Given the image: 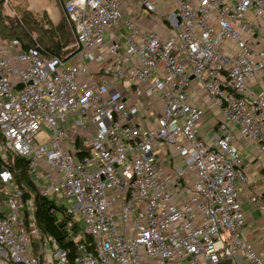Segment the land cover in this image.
Masks as SVG:
<instances>
[{
  "label": "built area",
  "instance_id": "obj_1",
  "mask_svg": "<svg viewBox=\"0 0 264 264\" xmlns=\"http://www.w3.org/2000/svg\"><path fill=\"white\" fill-rule=\"evenodd\" d=\"M160 1L65 0L63 57L0 36L1 155L24 157L93 243L72 260L53 239L34 251L21 190L1 173L0 264H264L243 234L239 151L252 143L264 171V0H170L166 35L129 11L161 16ZM251 201L264 215V194Z\"/></svg>",
  "mask_w": 264,
  "mask_h": 264
},
{
  "label": "trees",
  "instance_id": "obj_2",
  "mask_svg": "<svg viewBox=\"0 0 264 264\" xmlns=\"http://www.w3.org/2000/svg\"><path fill=\"white\" fill-rule=\"evenodd\" d=\"M2 1L0 0V36L7 39H18L24 49L39 46L49 55L66 56L72 51L63 50L70 41L68 32L72 26L68 21L64 10V19L53 25L49 22L46 27L29 11H23L21 17L13 19L2 15ZM48 26V27H47ZM35 34V35H34ZM0 141L2 137L0 135ZM8 171L15 187L21 190L22 212L27 227L34 225L38 231V238H33L31 243L34 251L43 244L46 239H53L56 245L68 253L69 260L77 254L76 246L81 241L92 247V238L82 233L79 221L72 220L62 205H57L52 199L42 195L37 185L32 181L28 171V163L24 157L13 153H6L2 157L0 152V174ZM4 184L0 179V188ZM0 198L5 194L0 190ZM31 200L32 212H29L27 204ZM1 201V199H0ZM71 221V225L69 222Z\"/></svg>",
  "mask_w": 264,
  "mask_h": 264
},
{
  "label": "crops",
  "instance_id": "obj_3",
  "mask_svg": "<svg viewBox=\"0 0 264 264\" xmlns=\"http://www.w3.org/2000/svg\"><path fill=\"white\" fill-rule=\"evenodd\" d=\"M53 4H56L55 6H57L58 1ZM127 8L130 9L129 6H127ZM176 10V5L171 4L170 0H161L158 3V13L162 14L161 16L156 14L147 15L138 8L129 11L132 12V16L140 28L147 27L161 33L162 35H166L167 27L165 25L163 15ZM124 31V29L121 30V32ZM215 114V110L207 109L205 117L198 126V133L207 139L211 138L213 135L212 125L214 124ZM239 151L243 158V162L246 165L247 174L250 178V181L245 184L240 192L241 205L246 215V223L243 228V234L249 239L251 233H253L254 236L251 238L252 240H249L253 242L257 251L261 252L264 251V238L261 243L256 242L255 239L258 237L260 238V236L264 234V229L260 228V224L264 225V215L254 208L251 199L260 193L264 194V171L260 166V158L252 143L240 140ZM3 209L4 208L0 205V210Z\"/></svg>",
  "mask_w": 264,
  "mask_h": 264
},
{
  "label": "rangeland",
  "instance_id": "obj_4",
  "mask_svg": "<svg viewBox=\"0 0 264 264\" xmlns=\"http://www.w3.org/2000/svg\"><path fill=\"white\" fill-rule=\"evenodd\" d=\"M57 1H58V4L57 6H55L56 4H53V3H56ZM57 1L56 0H4L2 1L1 11H2V15L13 18V19H17V17H21L23 11H29L35 18L40 20L41 24H43L44 27H46V25H48L49 22H51L53 25H56L58 24L60 20L64 19V16H63L64 9L62 10L63 0H57ZM68 38L70 41L68 42L67 46L71 47L74 41L71 30H69L68 32ZM70 62L77 63V60L71 59ZM88 68L90 71H93L92 65H89ZM131 83H132L131 81H126V80L123 81V85L125 87H128ZM6 172L8 171H4L3 173H6ZM1 186H2L1 188H5L6 190L10 189V185L8 183H4ZM49 196L54 197L53 194H50ZM0 199H1L0 205L3 208H5L6 207L5 199H2V198ZM63 203L65 206L70 205L69 203L65 201H63ZM77 221H79L82 226V221L80 220V218H77ZM260 228L264 229V225L260 224ZM253 236H254L253 233H251L249 239L252 240L251 238ZM263 238H264V234L260 236V238L258 237L257 239H255V241L258 243H261V241H263L262 240ZM34 248L35 247H33V249Z\"/></svg>",
  "mask_w": 264,
  "mask_h": 264
}]
</instances>
